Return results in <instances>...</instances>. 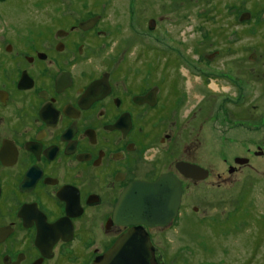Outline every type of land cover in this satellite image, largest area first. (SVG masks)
I'll return each instance as SVG.
<instances>
[{
  "label": "flooded vegetation",
  "instance_id": "obj_1",
  "mask_svg": "<svg viewBox=\"0 0 264 264\" xmlns=\"http://www.w3.org/2000/svg\"><path fill=\"white\" fill-rule=\"evenodd\" d=\"M54 1L43 0L36 10L47 16L29 21V37L5 39V53L0 52V264H95L129 230L148 235L152 264H167L161 260L158 233L180 216L184 180L199 182L179 172L177 163L204 168L202 180L209 178L210 170L191 149L180 151L175 145L177 118L172 109L181 94L172 70L165 64L166 69L137 68L126 54L117 59L119 54L109 52L108 46L124 24L112 25L108 14L98 9L107 8L110 14L123 4L128 19L135 14V22L125 21L135 33L150 6L182 9L191 33L201 31L191 41L216 46L202 49L207 66L201 72L216 73L215 80L234 76L239 86L237 74L210 64L225 55L219 47L225 41L224 25L239 24L241 31L264 34V0L47 4ZM158 23L154 17L147 19L148 28ZM248 58L257 59L256 52ZM207 116L202 112L198 118L206 122ZM228 171L236 167L229 165ZM165 173L174 175L182 188L176 217L164 226L114 220L124 189Z\"/></svg>",
  "mask_w": 264,
  "mask_h": 264
},
{
  "label": "rangeland",
  "instance_id": "obj_2",
  "mask_svg": "<svg viewBox=\"0 0 264 264\" xmlns=\"http://www.w3.org/2000/svg\"><path fill=\"white\" fill-rule=\"evenodd\" d=\"M61 1L68 3L69 0ZM43 3V0H0L1 53H5V39L29 37V21L47 16V13L36 12ZM114 3L122 4L123 0H114ZM98 10L108 14L112 25L124 24L123 32L120 30L117 36L114 35L113 43L108 46L109 52L119 54L117 59L126 54L127 60L134 62L137 68L166 69L165 64L172 70L174 86L181 94L180 101L172 109L177 118L178 139L174 144L180 151L191 149L197 161L210 170V176L205 180L197 183L184 180V205L180 216L171 228L158 233L162 262L206 264L211 260L223 264H264L262 30L255 34L256 31L250 32L247 28L241 31L239 24L234 27L224 25L225 41H221L219 47L224 49L225 55L212 61L210 66L224 70L226 74H237L240 81L237 86L234 76L224 75L215 80L212 76L216 73L209 77L201 72L207 66L201 55L202 49L208 47L206 50L211 51L216 46L205 44L203 39L202 47L201 39L191 41L194 37L198 39L201 31L193 29L191 33L192 27L186 24L182 9L171 11L158 5L150 6L143 12L144 16L140 18L143 22L137 26L136 33L125 23L126 20L135 22V14H130L131 19H128L129 9H123V4L117 12L110 14L107 8ZM150 17L159 22L155 28H148ZM239 32L246 35L240 37ZM136 35L137 39H133ZM254 51L257 59L250 60L248 56ZM202 112L208 115L206 122L205 118L201 121L198 118ZM217 114L219 119L215 117ZM169 125L167 122L164 126ZM159 145L164 144L155 147ZM237 157H248L249 162L236 163L233 160ZM177 158H180L179 154ZM229 165L235 166L236 171L229 172ZM183 246L189 247L191 252L185 251Z\"/></svg>",
  "mask_w": 264,
  "mask_h": 264
},
{
  "label": "water",
  "instance_id": "obj_3",
  "mask_svg": "<svg viewBox=\"0 0 264 264\" xmlns=\"http://www.w3.org/2000/svg\"><path fill=\"white\" fill-rule=\"evenodd\" d=\"M234 161L242 164L246 159L237 157ZM177 169L184 176L197 180L204 179L207 173L196 164L182 161L177 163ZM181 195L180 181L172 174H162L153 181L133 182L119 196L114 220L128 224L164 226L176 217ZM95 264H152L148 235L129 230L118 237Z\"/></svg>",
  "mask_w": 264,
  "mask_h": 264
},
{
  "label": "bare ground",
  "instance_id": "obj_4",
  "mask_svg": "<svg viewBox=\"0 0 264 264\" xmlns=\"http://www.w3.org/2000/svg\"><path fill=\"white\" fill-rule=\"evenodd\" d=\"M212 85H214V83Z\"/></svg>",
  "mask_w": 264,
  "mask_h": 264
}]
</instances>
